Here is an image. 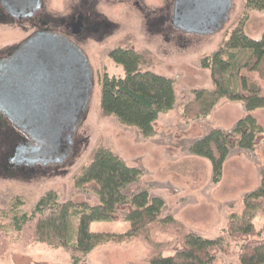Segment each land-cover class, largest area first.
<instances>
[{
    "label": "rangeland",
    "instance_id": "rangeland-1",
    "mask_svg": "<svg viewBox=\"0 0 264 264\" xmlns=\"http://www.w3.org/2000/svg\"><path fill=\"white\" fill-rule=\"evenodd\" d=\"M47 6L60 14L76 0H47ZM152 15L162 7L163 0H143ZM228 20L211 35L181 34L175 28L160 34L144 33L143 17L134 9V34L123 30L114 32L100 43L87 42V54L93 70V90L89 108L75 133L73 157L57 170L28 179H7L0 176V223L8 225L9 248L0 258V264H71L68 253L46 245L25 246L12 226L14 217L29 214L39 199L48 191H55L60 202L75 204L97 203V197L88 188H76L75 178L90 163L91 153L100 146L110 149L127 165L143 171L138 184L131 186L127 194L140 189L151 197L163 200L162 217L171 216L181 222L191 233L203 238L221 235L232 214H240L243 197L256 189L260 172L264 168V109L252 112L263 129L253 151L236 149L223 164L219 183L212 182L210 161L191 155L189 146L213 129L230 132L244 117L240 103L221 101L206 118L185 121L182 107L197 92L211 89L208 70L200 67L204 56L213 53L225 41L239 23H245V33L259 40L264 35V10H250L245 0H231ZM100 10L114 20L120 19L119 6L100 4ZM117 18V19H116ZM0 24V51L25 38L19 28ZM12 31H9V30ZM177 31V32H175ZM182 41L179 42L178 38ZM135 51H148L152 62L151 71L174 81L176 102L174 109L158 118L154 124L156 135L144 138L134 127L119 124L116 118L100 115V83L104 75L120 77L123 72L109 60V53L118 47ZM264 89V83H262ZM129 208L120 210L113 222H95L91 231L125 233L129 224L122 217ZM254 226L264 237V217L254 219ZM154 241H171L172 229L154 230ZM241 243H235L227 255L218 254L219 261L240 264L238 251ZM150 247L141 240L130 243H108L96 248L86 259V264H146Z\"/></svg>",
    "mask_w": 264,
    "mask_h": 264
},
{
    "label": "trees",
    "instance_id": "trees-1",
    "mask_svg": "<svg viewBox=\"0 0 264 264\" xmlns=\"http://www.w3.org/2000/svg\"><path fill=\"white\" fill-rule=\"evenodd\" d=\"M245 7L264 10V0H245ZM108 58L123 75L102 78L101 117H114L120 125L136 128L144 138L155 136L154 124L159 116L174 108V81L151 71L148 51L120 46ZM200 67L210 72L212 87L197 92L182 107L185 121L208 117L223 100L240 103L245 110L230 132L213 129L189 146L191 155L210 161L212 182L216 184L230 153L236 149L253 151L263 134L252 112L264 109V35L259 40L248 37L241 22L213 53L201 59ZM142 177L141 169L127 165L110 149L100 146L75 178L76 188H88L95 194V205L63 203L55 191H48L29 214L14 217L12 226L25 246L62 249L71 264H86L88 255L105 244L135 240L150 247L146 264H226L219 261L218 254H229L235 243H241L240 264H264V237L253 223L255 218L264 217V168L258 187L243 197L241 213L232 214L221 235L213 239L191 233L171 216L162 217L163 200L151 197L147 190L127 194ZM125 207L129 208L122 217L129 224L125 233L91 231L95 222L115 221ZM157 228L172 229L174 238L154 241L152 235ZM8 235V225L0 223V258L8 251Z\"/></svg>",
    "mask_w": 264,
    "mask_h": 264
},
{
    "label": "flooded vegetation",
    "instance_id": "flooded-vegetation-1",
    "mask_svg": "<svg viewBox=\"0 0 264 264\" xmlns=\"http://www.w3.org/2000/svg\"><path fill=\"white\" fill-rule=\"evenodd\" d=\"M47 3V0H39L38 7L34 8V0H0V24L12 27L13 30L19 28L25 34L23 40L0 51V62L9 63L18 55L27 56V41L34 36L43 35L72 47L86 57L90 64L84 49L87 42L100 43L119 30H123L126 35L134 34V9L143 17L142 28L145 34L156 33L164 37L170 28L184 34V31L173 24L176 14L180 20L206 23L215 19V12H204L205 7L200 0H163L162 7L155 13L156 17L143 0H76L68 6V11L64 14L48 7ZM100 4L119 6L120 19L114 20L107 16L106 12L99 9ZM178 40L182 41L181 37ZM90 68L93 79L91 64ZM4 73L0 68V76ZM30 73V69H26L16 79L24 81ZM14 81L15 79L12 80ZM51 110L55 111V108ZM42 147L46 154L47 146L16 126L0 104V176L7 179H28L57 170L73 157L75 136L70 147H62L57 157H51V160L61 159L62 163L45 164L47 159L41 156Z\"/></svg>",
    "mask_w": 264,
    "mask_h": 264
},
{
    "label": "water",
    "instance_id": "water-1",
    "mask_svg": "<svg viewBox=\"0 0 264 264\" xmlns=\"http://www.w3.org/2000/svg\"><path fill=\"white\" fill-rule=\"evenodd\" d=\"M200 2L204 12H215V19L206 23L180 20L176 14L173 24L186 33L211 35L228 20L231 0ZM38 3L34 0L33 7ZM26 46L27 56L0 62L5 72L0 76V104L16 126L47 146V153L42 147L41 155L47 159L45 164L62 163L51 157L72 145L89 108L93 90L90 64L72 47L48 36H34ZM26 69H30V75L24 81L16 79Z\"/></svg>",
    "mask_w": 264,
    "mask_h": 264
},
{
    "label": "crops",
    "instance_id": "crops-1",
    "mask_svg": "<svg viewBox=\"0 0 264 264\" xmlns=\"http://www.w3.org/2000/svg\"><path fill=\"white\" fill-rule=\"evenodd\" d=\"M175 106V105H174ZM242 106V105H241ZM242 108H243V106H242ZM174 109V108H173ZM243 111H244V115H245V110H244V108H243ZM171 112V111H170ZM162 115H165V114H162ZM162 115H160V116H162ZM159 116V117H160ZM200 139V138H199Z\"/></svg>",
    "mask_w": 264,
    "mask_h": 264
}]
</instances>
